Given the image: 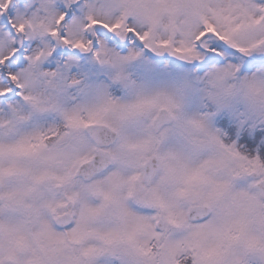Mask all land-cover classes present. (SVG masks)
<instances>
[{
  "label": "snow or ice",
  "instance_id": "snow-or-ice-1",
  "mask_svg": "<svg viewBox=\"0 0 264 264\" xmlns=\"http://www.w3.org/2000/svg\"><path fill=\"white\" fill-rule=\"evenodd\" d=\"M0 264H264V0H0Z\"/></svg>",
  "mask_w": 264,
  "mask_h": 264
}]
</instances>
